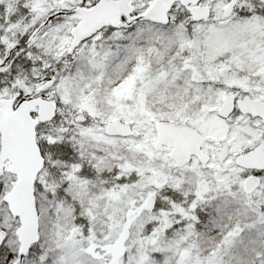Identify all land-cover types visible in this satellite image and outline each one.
<instances>
[{
    "label": "snow or ice",
    "instance_id": "snow-or-ice-1",
    "mask_svg": "<svg viewBox=\"0 0 264 264\" xmlns=\"http://www.w3.org/2000/svg\"><path fill=\"white\" fill-rule=\"evenodd\" d=\"M0 264H264V0H0Z\"/></svg>",
    "mask_w": 264,
    "mask_h": 264
}]
</instances>
